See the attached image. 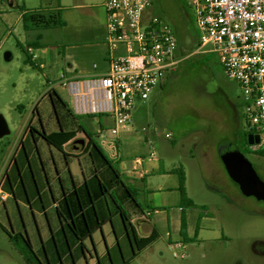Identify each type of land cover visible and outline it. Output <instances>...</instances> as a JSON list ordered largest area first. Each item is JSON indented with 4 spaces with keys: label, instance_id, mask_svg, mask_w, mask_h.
I'll list each match as a JSON object with an SVG mask.
<instances>
[{
    "label": "rangeland",
    "instance_id": "rangeland-1",
    "mask_svg": "<svg viewBox=\"0 0 264 264\" xmlns=\"http://www.w3.org/2000/svg\"><path fill=\"white\" fill-rule=\"evenodd\" d=\"M60 1L69 8L64 15L69 27L45 32L48 44L35 50L36 58L45 65V69L33 68L25 62L26 54L17 45L18 41L27 45L19 7L26 5L29 9H53ZM97 1L100 0H14L18 7L10 8L8 13L0 12V116L5 118L10 131L9 135L0 138V142L13 143L39 104L36 132L34 137L30 134L26 141L30 151L34 149L31 161L22 149L9 172L13 186L7 191L12 193L13 198L4 203L0 201V251L4 252L0 253V264H16L8 257V254H18L10 236L25 229L44 264L50 261L52 264H62L60 253L65 255L67 247L62 243V234L53 238L52 229L58 227L59 220L56 211H47L51 200L34 202L22 197L25 189L23 183L18 187L17 195L13 189L16 180L24 176L19 166L21 163L30 166V170L45 165L51 177L56 174L49 144L39 133L43 131L42 125L59 129L58 112L69 115L70 95L61 85L64 71L73 73L76 69L82 71L91 68L94 63L104 64L102 57H99L102 47L86 38L87 29L96 25L95 17L102 15V12L91 7ZM151 1L147 19L159 17L174 31H197L195 10L186 0ZM9 2L0 0V6ZM75 5L84 7L75 9ZM8 54L11 55L10 60L7 59ZM179 59L182 61L176 70L168 74L169 80L164 86L158 85L146 101L137 99L129 130H122L118 137L111 136L107 126L106 132L99 135V126L90 116L76 117L108 156L112 151L104 148L103 144L111 137L118 141L126 155L145 153L149 148L146 138L152 142L159 157L168 155V149L174 148V155L167 163H181L187 170L188 194L198 207L189 211L192 224L202 207L209 209V218L212 219L203 222L204 231L197 241L189 242L187 248H179L168 243L165 236L167 230L161 229L163 238L160 242L144 252L134 264H264V201L240 193L228 178L219 156L220 146L231 143L232 148L242 151L253 163L264 181V155L249 148L245 104L240 88L226 76L219 56L211 52L210 47L204 51L184 52ZM51 89L62 100L57 109L47 94ZM169 133L175 135L177 146L172 145ZM72 148L70 145L69 149ZM52 150L66 179L68 174L64 156L57 149ZM5 159L7 151L1 148L0 169ZM88 162L85 159L86 165ZM70 167L77 178H82L78 161L71 159ZM30 170L28 177L32 175ZM39 180H42L41 177ZM140 195L138 200L146 211L161 198L156 193V201L152 202L153 196L147 190ZM146 233V230L140 229L141 235ZM222 235L226 239H220ZM174 237L178 239L179 235L174 234ZM108 238L112 241L109 233ZM96 240L102 247L103 236L96 235ZM69 262L68 259L66 264Z\"/></svg>",
    "mask_w": 264,
    "mask_h": 264
},
{
    "label": "crops",
    "instance_id": "crops-1",
    "mask_svg": "<svg viewBox=\"0 0 264 264\" xmlns=\"http://www.w3.org/2000/svg\"><path fill=\"white\" fill-rule=\"evenodd\" d=\"M8 1H10L8 4H2L0 6V12L8 13L10 11L9 10L10 8L12 9L18 7V5L15 4L14 0L12 1L8 0ZM93 4L94 5H91V7L95 8L97 12H102V15L98 17L96 16L97 14H94V16H96L95 17L96 25L87 29L86 38L94 40L95 45L102 47L101 52L99 53V57H102V61H104V64H102L101 62L100 64L94 63L91 68L83 69L82 71H78V69H76L73 73L69 72L68 70H65L62 75H65L67 78L70 79H80L75 77L77 75H85V76L100 75L106 73L109 69V62H108L109 47L107 44V36L109 33L108 12L105 7V0H100L94 2ZM81 7L84 6L75 5L74 8L78 9ZM59 8L62 10V18L66 23L64 27L45 29V30L26 31V43L29 44L32 42H38L40 45L39 48H32L33 52L30 53L32 57L36 56L35 54L36 49H40L48 44L46 43L45 32L51 30L55 31L60 29H68L69 22L64 17V15L66 11H69V8L66 7L63 3H61V1L60 4L57 6V8H53V9H59ZM20 19L22 20V13L20 14ZM7 56H9V58L7 59L10 60L11 55L8 54ZM95 66H97V68H95ZM43 69H45V65ZM168 80H169V76H167V78L160 85L164 86ZM36 107H38L37 113L35 112ZM36 107L33 109L32 112L33 117L30 118L25 123L21 135L17 139H15L13 143L11 141H8L6 143L0 142V149L2 148L3 151H7V159H5V163L0 169V189L8 194L9 196L8 199L13 198V195L10 191H7V189L5 188V182L7 181V176L15 163V159L18 158L20 151L24 149L27 158L30 160L32 156V152L34 151L33 149V151L31 152L30 148L25 143L27 141V138L30 136L31 129L32 128L36 129L35 121L37 119L36 114H39V104H37ZM67 111L69 113L68 116L65 114L60 115V113L58 112L57 116L59 122V129H56L51 125L50 127H45L44 125H42L43 131H46L47 133H54V132H59L61 130L76 131L82 128L84 131L88 132L87 129L84 127V125L77 120L76 117L79 116L74 115L73 112L70 110V108H68ZM90 117H92V121L98 124L99 128L97 129V133L99 135H102L104 132H106L105 126L108 127V131L111 134L110 131L111 129L109 130V127L110 128L113 127V123L111 119L105 116H90ZM98 117H104V119ZM39 119H41L42 122L41 115L39 116ZM8 129H9V125H8ZM84 131H79L76 138L63 147L64 149L63 152L54 146H50V145L48 146L51 151L53 162L55 165L56 174L54 175V177H51L49 170L47 167H45V165H43L42 168H37V169L34 168L30 170V166H28L27 164L25 165H23L22 163L19 164L22 168V172L24 173V176L16 180L13 192L15 190V193L17 195L18 187L23 183L25 189L24 192H22L23 193L22 197L24 198L26 197L29 200L32 199L34 202H37L39 200L42 201L51 200V205L47 209V211L48 212L53 210L56 211L55 212L56 218L59 220L58 227L56 229H52L53 238H55V235L59 233L62 227L58 216L57 207L61 204V202L66 196H69L73 194V192H77L87 186L88 194L92 198V191H91L92 188L89 185L90 181H92L97 176V174H99L103 170L106 172L105 177L101 176L104 184H109V182H114L113 175L110 171L102 167H99V169H96L94 167L90 155L86 152V146L87 143L89 142V139ZM9 134L10 131L7 135ZM7 135H5L4 137H6ZM111 136L113 135L111 134ZM170 140L172 141L173 146L174 145L177 146V141L175 140L174 134L173 137L170 138ZM22 142H24V144ZM146 142L149 145L148 150L145 153H141L140 155L137 156H132L130 154L126 155L124 152H122L120 146L119 145L117 146L115 144V139L112 137L111 139L107 138L103 144L104 148L112 151L111 155L108 156L105 150L102 147H100L103 150L104 155L108 160V162L110 163V165L114 168V170H116V172L120 176V180L123 186L136 191L137 194L136 205L134 204L133 201H131L124 195L125 192L122 189V187L120 186L115 187V188L120 187V194L124 198L123 207L125 214L129 220V223H127L123 218L122 212L118 213L117 207L111 201L110 194H105L104 197L101 196L99 200L104 199L106 201L107 207L112 212V220L107 221V223L103 224L100 229L95 231L91 235L92 239L90 237L83 242L86 245V247L92 250V257H89L84 252L83 254H78L79 242L74 243L75 242L74 241L73 242L74 246L72 248L69 243V238L65 235L66 237L65 240L66 243L68 244V252L65 255H63V257H60L62 264H66V262L68 261V259L70 260V258H71L69 262L70 264H82L83 262L84 264H105L104 261H106V264H125V262L127 261H128L127 264H134L144 252L151 249L160 242V240L163 238L161 229L165 231L167 230L165 236L167 238L166 240L170 245L174 244L175 246H177L178 244H182L184 248H187L189 242L192 241L194 242L198 240L199 236L204 231L203 222L205 220L212 219L209 218L210 215L209 209L201 206L203 210L198 211V214L196 215V220L194 224H192L189 211L198 209V207L195 204L194 200L188 194V189H187L188 175L186 168L181 163H179V165H177L176 163H171L169 165L167 163L170 162V156L172 157V155H174L175 152L174 148L168 149V155H165L164 157L163 156L159 157L152 142L148 138H146ZM73 143H78L80 146H74ZM70 145H72L73 147L72 149H69ZM53 148L57 149L58 152L64 156L63 161L67 168L66 173L68 174V177L66 179L63 177V173L61 172L59 165L56 162L52 150ZM67 149L70 151H68ZM152 149L155 152V156L151 155ZM71 159L79 162L80 172H81L80 174L82 175V178L80 179L77 178L74 171L71 169L70 167ZM85 159L89 161L88 165L85 164ZM28 170H30L32 173L30 177L27 176ZM179 170L185 173L187 196L195 204V206L193 207L184 206L182 204V196L180 192V178L177 172ZM227 176L230 179L228 174ZM40 177L42 179L41 181L39 180ZM234 184L236 186V189L241 193L239 186L236 183ZM94 185L96 189L98 190L99 188L101 189V186L100 185L98 186L97 183H95ZM146 190L148 191L149 194L153 196L151 199L152 202L156 201L154 197L156 193L161 195V198L159 199L158 203L149 207L150 210H153V213L150 216L146 215L149 210L148 211L144 210L141 203L138 200V197L141 196L140 195L141 192L142 191L145 192ZM79 202L81 203L80 197H79ZM42 214L43 213H41L40 215ZM183 219H185L186 222V232L189 240L188 242L184 241L182 236ZM140 229L146 230L147 233L145 235H141ZM25 230L26 231H17V233H23V232L27 233V229ZM108 233L112 236V241L108 238ZM100 234L103 236L104 244L102 245V247H100V245L97 243L96 240V235H100ZM154 234L156 235V241L151 245H149L148 247H146L145 249L140 250L138 244L139 240L144 238H149ZM174 234L179 235V238L177 239V237H174ZM220 239H226L225 235H222ZM33 246L34 249L36 250L34 244ZM14 249L18 254L15 255L8 254L9 259L13 260V262L16 264H26L21 253L16 248ZM0 253H4V252L0 251ZM135 254L137 255L135 256Z\"/></svg>",
    "mask_w": 264,
    "mask_h": 264
},
{
    "label": "built area",
    "instance_id": "built-area-1",
    "mask_svg": "<svg viewBox=\"0 0 264 264\" xmlns=\"http://www.w3.org/2000/svg\"><path fill=\"white\" fill-rule=\"evenodd\" d=\"M186 1L195 10L199 50L210 47L219 56L226 76L240 88L246 133L259 137L258 143H248L250 150L264 152V0ZM151 6V0H105L108 71L89 78L61 77L73 114L111 119L110 131L115 137L129 130L137 99L148 100L182 61L173 28L159 17L146 18ZM33 58L43 69L36 56ZM172 137L169 133L168 138ZM115 144L118 146L117 140ZM151 155L155 156L153 149ZM8 198L0 189V201ZM152 213L149 210L146 215ZM177 247L184 248L182 244Z\"/></svg>",
    "mask_w": 264,
    "mask_h": 264
},
{
    "label": "trees",
    "instance_id": "trees-1",
    "mask_svg": "<svg viewBox=\"0 0 264 264\" xmlns=\"http://www.w3.org/2000/svg\"><path fill=\"white\" fill-rule=\"evenodd\" d=\"M22 13V22L25 31H35V30H45L60 28L66 25L65 21L62 18V10L59 9H29L25 5L19 7ZM178 40H179V53L178 57L182 56L184 52L195 51L199 49V32L197 31H185L181 29H176L175 31ZM17 45L23 50L26 54V63L31 65L33 68H40L33 57L30 55L28 48H39L40 45L38 42H32L24 46L21 42L18 41ZM41 69V68H40ZM54 104V107L57 109L59 102L62 103L61 98L58 93L52 89L47 93ZM35 112H38V107L35 108ZM79 131H84L82 128L76 131H66L61 130L59 132L47 133L42 131L39 133L40 137L43 138L50 146H54L60 151H64L63 147L74 140ZM36 132V129L32 128L30 134ZM89 139V142L86 146V152L90 155V158L96 169L102 167L110 171L113 175L114 182H109V184H104L102 177H105V171L103 170L97 176L90 181V187L92 188V198L88 194L87 186L83 189L73 192V194L66 196L61 204L57 207L58 216L61 222V230L58 234H62V243L66 245L67 249L65 254L68 252V244L65 240V235L69 238V243L73 248L74 243L79 242L78 254H83L86 250V245L83 243L91 235L101 228V226L107 221L112 220V212L107 207L106 201L99 200L101 196L104 197L105 194H110L111 201L117 207L118 213L122 212L124 220L129 223L128 217L124 211V198L120 194V187L125 192V196L134 202L136 205V191L126 188L123 186L120 180V176L110 165L106 159L103 150L100 146L93 140L92 135L84 131ZM249 137V134L246 133ZM24 144V142H22ZM26 144V143H25ZM259 154L264 155V152H259ZM17 159H15L16 161ZM20 166V165H19ZM180 178V192L182 196V204L184 206L193 207L195 204L193 201L188 198L186 191V176L183 171H177ZM102 176V177H101ZM8 174L7 181L5 182V188L10 190L13 186V181ZM10 178V179H9ZM95 183L98 186H101V189L95 188ZM116 186H120L115 188ZM115 189V190H114ZM114 190V191H113ZM113 191V192H112ZM124 196V197H125ZM79 197L81 203L79 202ZM123 201V202H122ZM107 218V219H106ZM55 235V237H56ZM182 236L184 241L188 242V236L186 232V222L183 219V228ZM11 243L14 247L21 253L26 264H44L40 259L37 251L34 249L33 243L27 233H15L10 236ZM75 241V242H74ZM156 241V235H152L149 238H144L139 240L140 250L145 249L152 243ZM74 242V243H73ZM59 247V246H58ZM60 248V247H59ZM61 252V251H60ZM61 257L64 253L61 252ZM137 254H135L136 256ZM76 259V257H75ZM71 260V258H70ZM50 259H48V262ZM51 262V261H50ZM49 264H52V262ZM125 262V264H127Z\"/></svg>",
    "mask_w": 264,
    "mask_h": 264
},
{
    "label": "water",
    "instance_id": "water-1",
    "mask_svg": "<svg viewBox=\"0 0 264 264\" xmlns=\"http://www.w3.org/2000/svg\"><path fill=\"white\" fill-rule=\"evenodd\" d=\"M8 133L7 122L3 116H0V138ZM255 142H259V137L250 135L248 143L253 144ZM219 156L227 174L239 186L241 193L246 197H254L264 201V181L245 154L239 149L232 150V144L227 142L220 146Z\"/></svg>",
    "mask_w": 264,
    "mask_h": 264
},
{
    "label": "flooded vegetation",
    "instance_id": "flooded-vegetation-1",
    "mask_svg": "<svg viewBox=\"0 0 264 264\" xmlns=\"http://www.w3.org/2000/svg\"><path fill=\"white\" fill-rule=\"evenodd\" d=\"M232 150H235V148H232ZM84 253H86V255H88L89 257H92V250L89 249L88 247H86V250L84 251Z\"/></svg>",
    "mask_w": 264,
    "mask_h": 264
}]
</instances>
